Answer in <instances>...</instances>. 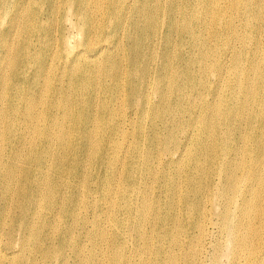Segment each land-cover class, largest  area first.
Returning <instances> with one entry per match:
<instances>
[{"label": "bare ground", "instance_id": "obj_1", "mask_svg": "<svg viewBox=\"0 0 264 264\" xmlns=\"http://www.w3.org/2000/svg\"><path fill=\"white\" fill-rule=\"evenodd\" d=\"M45 2L47 11L38 6L22 14L23 0H0L17 10L0 35V55L17 62L35 46L34 37L44 43L39 73L50 72L48 49L66 57L53 70L65 73L59 84L36 86L42 87L37 98H20L7 114L0 112V264H264V0H61L59 25L42 22L56 5ZM68 24L83 34L78 45L64 32ZM101 74L100 83L85 80ZM21 77L11 83L19 85ZM5 85L0 72V110ZM102 86L112 96L101 107L103 121L115 134L123 133L125 117L136 115L174 124L181 111L175 114L173 103L183 101L192 102V120L207 140L206 153L192 159L184 175L154 164L150 185L133 203H118L115 190L109 196L105 188L112 222L108 262L99 259L97 223L88 215L96 203L89 182L96 171H81L78 161L90 133L82 124L93 119L87 104ZM119 98L127 114L113 106ZM40 100L45 106L38 114L20 117L21 106ZM7 118H14L16 133L2 128ZM25 131L30 139L20 136ZM163 134L177 140L170 152L180 159L189 133L183 142L172 129Z\"/></svg>", "mask_w": 264, "mask_h": 264}, {"label": "rangeland", "instance_id": "obj_2", "mask_svg": "<svg viewBox=\"0 0 264 264\" xmlns=\"http://www.w3.org/2000/svg\"><path fill=\"white\" fill-rule=\"evenodd\" d=\"M56 5L52 16H47L44 14L42 17V22H48L51 25H59L58 21L63 18L65 12L64 6L61 0H55ZM163 1V0H162ZM25 7L22 5L20 11L25 14L27 11H31L34 8L37 9L38 6L47 11V4L45 0H23ZM135 2V1H134ZM108 10L106 6H103L101 12L105 13ZM16 10V6L12 3H7L0 6V35H3L6 29V22L11 21L12 13ZM106 23L104 20L100 24ZM235 24L237 30L240 31V21L236 18ZM12 29V28H9ZM8 29V31H9ZM71 45H78L77 41L83 38L82 32L78 31L75 27L66 25V30ZM23 33V32H22ZM21 33V34H22ZM160 32L155 35H159ZM44 33H41V36ZM17 35L15 36L14 43L17 42ZM60 36V34H59ZM34 44L28 49L23 50L21 55L16 62L11 55H0V72L4 74V81L6 85L4 86V99L1 100V110L2 114H7L9 108L12 104L19 103L20 98H37L40 93L41 88L36 86H41L43 83H60V78L65 77V73L61 70L53 71L58 67H63L65 65L64 61L66 57L60 58L63 53H57L49 55L50 49H48L46 56H48L51 64L45 61V66L50 70L49 73H39L38 72V60L42 59L40 56L41 49L44 46L43 42H38L34 39ZM260 40H264V34L261 35ZM151 43V40L148 44ZM223 43V41H219ZM80 47H76L75 50ZM164 52L169 61L170 50ZM262 50V48H261ZM59 51V50H58ZM107 55H103V59H106ZM80 61L88 62L84 58ZM126 66V62H124ZM146 64L141 63V67ZM212 65V64H211ZM213 67L210 70L213 71ZM16 74L21 75L19 78L20 84L14 85L11 82L15 81L14 77ZM211 79L214 77L210 73ZM106 79L104 74L101 75H87L85 80L102 82ZM64 86L70 89V82L64 81ZM23 86V89H19ZM91 94V92L85 95ZM194 96H197L198 90L192 92ZM14 95L12 101H7V98ZM205 99H207V92L205 94ZM95 100L87 104L88 111L93 115V119L89 123L83 122L82 127H88L90 133L86 140L87 151L82 153L84 150L79 149L78 151V161L81 171H91L95 170V175L89 179V182L93 183L96 187L95 196L96 203L93 211L88 210V215L94 217L97 223V239L99 246V259L108 262L110 254V243L109 238L112 232V222L110 219L111 206L110 197L105 195L106 189H114L116 192L115 200L118 203L122 201L126 203H133L134 201L141 199V190L144 189L146 185H150L153 179L150 174V168L156 164L159 170L165 169L168 174L181 173L184 175L190 169V161L196 158L199 154L203 155L206 152L202 150V146L207 143L201 127L200 122H195L192 120L194 113L191 112L189 105L183 101H175L173 103L174 113L178 114L181 111V117H178V121L173 124L167 119H156L154 121L141 119L139 116L134 118L125 117L124 131L121 134H115L113 132L114 127H106L103 121L104 115L102 113L101 107L106 103L112 96L106 94V88L104 86L97 88L94 91ZM201 96V93L199 94ZM210 96V95H209ZM211 97V96H210ZM204 99V97H202ZM150 106L155 104L156 98L154 95L151 97ZM45 105L42 104L41 100L37 102L35 107L28 108L23 107L19 109L22 113L20 117L33 116L35 113L38 114L41 108ZM113 106L117 109H122V112L127 114L130 109L127 108L121 101V99H115ZM121 115H115V120ZM195 118V117H194ZM41 119V118H40ZM14 123V118H7L2 123V128L5 133L12 131L16 133V128L13 129L11 126ZM36 124L38 126H44L43 120H37ZM144 128V129H143ZM167 129L173 130L178 134V140L182 142L185 139L187 133H189L188 145L185 149V153L180 159H177L170 152V149L174 148L177 140L171 137H165L163 134ZM18 132V131H17ZM34 135V134H33ZM41 137L44 135L40 134ZM22 138H31L32 134L28 131L20 132ZM77 141L82 140V136L74 134V138ZM246 140L243 141L245 144ZM84 143V142H83ZM109 147H116L117 149H108ZM113 181L115 183H113ZM142 182V183H140ZM156 182L153 180V183ZM137 184V187L132 191V185ZM157 185V184H156Z\"/></svg>", "mask_w": 264, "mask_h": 264}]
</instances>
